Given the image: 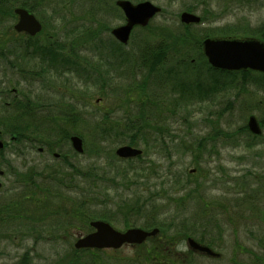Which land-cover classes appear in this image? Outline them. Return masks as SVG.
<instances>
[{
	"label": "rangeland",
	"instance_id": "374dc122",
	"mask_svg": "<svg viewBox=\"0 0 264 264\" xmlns=\"http://www.w3.org/2000/svg\"><path fill=\"white\" fill-rule=\"evenodd\" d=\"M147 1L161 11L147 26L131 31L123 48L128 59L115 68L113 62L109 65L100 60L95 48L111 36L110 29L124 21L115 0L42 1L38 13L41 20L49 19L52 8L58 10L55 24L76 31L69 38L72 50L84 45L82 55L94 70H89L92 79L88 80H79L72 73L65 76L70 92L66 100L73 105L76 118L70 116V121L54 125L52 136L39 133L41 138L56 142V151L68 158L57 160L47 152L39 156L35 152L31 164L39 161L34 177L37 188L21 174L26 167L20 156L10 155L7 149L3 152L8 162L0 188V264H19L24 255L28 264H91L92 260L93 264H130L128 260L141 254L131 244L100 249L94 258L73 250L74 241L92 230L89 221L97 219L88 217L97 215H107L109 224L119 231L142 228L148 217L155 216L158 223L154 228L163 230L165 238H172L178 231L190 234L185 238L181 234L175 240V250L183 252L189 264H264V92L254 84H230L209 91L211 76L205 71L203 60L196 58L197 51L189 47L194 58L192 64L186 65L185 75L190 82L202 84L208 96L186 100L181 93L169 91L174 81L165 79L166 83H160V77L139 68L136 57L131 55L133 49L140 51L145 44L154 43L164 29L181 31L182 11L200 17L201 22L190 27L197 35L255 36L249 30L264 23V0ZM14 22L11 17L0 25V49L4 34ZM235 24L245 30L229 29ZM81 26L90 28L80 33ZM171 51L168 55L174 60L178 51ZM173 60L169 66L182 74L180 70L184 68L171 66ZM18 68L19 64H2L0 86L28 89L39 94L40 101L50 103L48 95H53L55 89L51 78L41 79L38 85L35 81L23 82ZM139 82L145 86L139 89ZM144 102L149 125L166 129L158 135H147L143 129L136 145L142 151L140 159H114L115 149L127 142L129 132L125 125L135 118L137 106ZM152 103L159 104L160 110ZM251 115L260 128L256 138L243 130ZM98 125L112 127L108 140L102 144ZM10 127L0 125L2 130ZM40 129L48 130L42 126ZM59 131L68 136L75 132L81 138L83 152H75L68 139H62L61 132L58 135ZM97 145L100 151L95 154ZM112 165L119 171L117 178ZM55 171L63 175L62 182L53 180L50 174ZM82 199L85 204L80 207ZM72 202L75 204L71 208ZM188 237L208 246L217 256L191 250L186 243Z\"/></svg>",
	"mask_w": 264,
	"mask_h": 264
},
{
	"label": "flooded vegetation",
	"instance_id": "af4514ba",
	"mask_svg": "<svg viewBox=\"0 0 264 264\" xmlns=\"http://www.w3.org/2000/svg\"><path fill=\"white\" fill-rule=\"evenodd\" d=\"M39 9V6L35 12L25 9L41 25V29L34 34H30L25 30H14V24L18 20L17 15L14 13L15 22L9 32L4 34L5 41L3 42V48L0 49V67L2 64L5 66H8L9 63L15 66L19 64L18 74L23 82L35 81L38 85L41 79L51 78V86L55 88L52 90L53 95L51 96H56L57 99L55 98L56 100H54L50 96V92L48 96L51 101L45 104V102L40 101L41 96L39 94L36 95L28 89H6L0 86V125H11L8 130L0 129L1 185V180L6 175L5 169L8 162L6 160L7 157L3 154L6 149L10 155H19V158L23 160V166L26 168L24 173L21 174L25 176L28 183L32 182L34 188H37L38 185L35 183L34 177L38 174L37 166L39 165V161L31 164V156L35 152L38 156L47 152L54 159L67 160V154L56 151V142L41 138L39 132L47 134L48 130L44 131V129L41 130L40 128L42 126L49 129L54 127V125L59 126L66 121H70L73 105L66 100V97H70V92L68 93L69 90L65 84V76L72 73L79 80H85L88 75L92 77L89 70H94L86 61L87 57L82 55L85 51L84 45H79L72 50L71 40L69 39L70 30L67 26L55 24L56 17L60 15L58 10L55 9L56 11H54V8H52L49 19L44 21L41 20V16L38 14ZM63 27L67 29H63ZM45 28H47V32ZM11 37L14 40H11ZM9 39L16 41V43L12 44ZM113 66L114 68L119 67V64L114 60ZM55 80H58L60 84H56ZM98 101L99 99L96 100V102ZM60 132L61 135H59ZM65 133L59 131L58 135L63 139ZM71 136H68V141L72 147ZM5 137H7L6 140H4ZM30 174L32 175L31 179L29 177Z\"/></svg>",
	"mask_w": 264,
	"mask_h": 264
},
{
	"label": "trees",
	"instance_id": "16d2710c",
	"mask_svg": "<svg viewBox=\"0 0 264 264\" xmlns=\"http://www.w3.org/2000/svg\"><path fill=\"white\" fill-rule=\"evenodd\" d=\"M42 1L43 0H0V25L3 24V22L9 20L11 17L15 18V15L13 12V9L15 7H22V8L30 10L31 12H35L37 10V7L38 6L40 7ZM54 11L56 10L54 9ZM239 25L240 24H235L234 26H231V27L228 26V27L232 31L245 30L244 29L245 27L239 28ZM104 26H105V31H108L109 28H107L106 25ZM191 26H192L191 24H188V25L183 24L182 30L179 32H174V33L171 30L162 29L163 31L159 33L158 35L159 37L157 38L156 41H154V43L152 42L151 45L145 44L140 51H139V48L136 50L133 49L131 51V55L136 57L138 67L142 69H146L147 74L155 73L156 78L157 76L160 77L161 79L160 83L162 82L166 83V81H164L166 79V80L174 81L173 84L180 85L181 88L180 86H178L179 88H177L173 84L170 85L169 91H174L176 92V94L181 93L186 100L199 99L202 97H206L208 96V95H205L207 93V90H204L202 84H200L197 81L193 83L190 82L185 75V73H187V70H188L187 69L188 66L186 65L192 64V60L194 58V55L190 54V52L188 51L189 47H192L198 53L196 58L203 60L202 63L204 65V69L211 76V80L213 84L209 91H216L218 90V86H224V85L228 86L230 84L235 85V86L236 84H241L242 86L254 84L256 85V87L260 88L264 92V74L262 73L254 72L250 70L228 72L225 70L214 69L211 66H209L201 53V46H200L201 40L204 37L209 36V35L207 34L203 36L197 35L196 32L190 30ZM87 28H90V27L81 26L80 33L86 32L88 30ZM251 30L256 33L255 34L256 37L264 41V23L260 24L256 28L250 29L249 31L252 32ZM75 32L76 31H71L70 35H72ZM89 32L90 31H88V34ZM225 35H235V34L228 33ZM129 38H131V34ZM95 48L97 50V53H100V56H101L100 58L109 65H111V63L114 60L118 64H120L119 62H126V60L128 59V57L125 55L126 52L123 50L124 45L116 41L112 36H109V38L105 42L100 41L99 45L97 46L95 45ZM171 50H173L174 52L178 51V56L174 58V60L172 59V55H168L169 52H172ZM111 57L113 58V60L109 61L108 59H110ZM171 60H173L171 66L174 64V65H180L184 68V70L182 69L180 70L182 74H179L176 70H174L173 66L172 67L169 66ZM161 70H163V72L160 75H158ZM185 78L188 81H186ZM88 79H92V77L88 75L87 80ZM219 79H221V82H219ZM136 86L140 89V88H143L145 84L144 82H139V84L137 83ZM144 104L145 102L137 106L138 113L135 114L136 115L135 118L133 120L129 119L127 124L125 125L126 129L129 132L126 144L134 146V147H136L138 140L142 139L140 135L142 134L143 129H144V132L147 131V135H150V133L158 135V133H161L162 131L166 129L160 126L158 127V126L149 125L148 119L146 120L145 115H144L145 114ZM152 104L156 107V109L160 110L159 104L158 105L156 103H152ZM71 116L73 118H76L74 117L72 112H71ZM259 123L262 124L263 121L261 120ZM96 127L98 128V131L100 133L98 138H100V142L102 144V142L108 140L109 138L108 133L109 131L110 132L112 131L110 130V128L112 127H108L105 125H98ZM243 130L246 131L248 129L246 126H243ZM54 133H55L54 128L48 129L47 135L52 136ZM71 134H75V132H72ZM249 136L252 138L257 137L256 135H251V134H249ZM63 137L65 139H68V133H65ZM248 144L251 145L250 142H248ZM99 151H100V146L98 145L97 147L95 146L94 153L97 154ZM112 157L120 161L124 160V159H119L115 155H112ZM141 157L142 155H139L134 158L140 159ZM112 169L116 171V174L114 175V177L117 178L119 176V173H118L119 171H117L115 167H113V165H112ZM50 175H53V178H54L53 180L59 183L62 182L63 175L60 174L59 171H55L54 174H50ZM66 176L67 175H65L64 177ZM113 181L116 182V179H113ZM69 183H71V180H69ZM57 195H60V194L58 193ZM66 199L71 201V199L69 198H66ZM74 204L75 202H72L71 208L74 206ZM84 204L85 202L82 199L79 203V206L82 207ZM124 206L127 211V205H124ZM64 210L66 213L67 210L65 208ZM120 210L121 209L119 208V211ZM126 213L127 212H125L124 214ZM88 216L90 215L88 214ZM109 216L114 217L111 214ZM88 218L89 220H91L92 218L94 219L97 218L100 220H104L108 223L110 221L107 215L106 216L97 215V216L88 217ZM145 223L147 225L145 226L144 224L142 228L146 230H150L157 225L158 220H156L155 216H150L145 220ZM160 231L161 233L159 234ZM181 234H184V238L185 236L190 235V234L185 235V233L178 231L175 234V236H173L172 238H165L163 236L164 231L159 230L158 234H156L153 237H148L146 239V240L151 241L149 244H147L145 241L144 243H141L139 245H134V247L137 250H139L141 254H139L136 258H133L132 260H128L129 263L130 264H189L187 257L183 254V252L175 250V240ZM184 238L182 237L178 239V241L182 242ZM197 240L200 242L204 241L202 238H198ZM178 241L176 242L179 243ZM73 250L78 251L79 253H84L85 255L86 254L90 255L93 258L95 257L96 252L102 251L100 249H77V250L73 249ZM189 253H192V251L189 250ZM90 263L93 264V260ZM19 264H28L26 255H24L23 258H21Z\"/></svg>",
	"mask_w": 264,
	"mask_h": 264
},
{
	"label": "water",
	"instance_id": "95a60500",
	"mask_svg": "<svg viewBox=\"0 0 264 264\" xmlns=\"http://www.w3.org/2000/svg\"><path fill=\"white\" fill-rule=\"evenodd\" d=\"M115 5L122 11L124 23L112 28L110 33L122 44H127L134 27L146 26L161 10L159 6L147 0L137 3L116 0ZM14 13L18 17L14 30H25L34 34L41 29L40 23L24 8L16 7ZM179 21L183 24H197L200 22V17L192 12L182 11L179 14ZM200 44L202 55L208 65L214 69L228 72L250 70L264 74V41L258 38L231 35L205 37ZM246 125L250 133L260 134L259 124L254 116L248 117ZM70 141L75 151L82 152V142L78 136H71ZM140 154L141 149L129 145H121L115 149V155L119 158H132ZM88 224L92 231L74 241L75 249H118L124 244H141L158 232L157 228L144 230L134 227L119 231L102 220H91ZM186 243L194 251L211 257L217 255L208 246L199 244L190 237L186 239Z\"/></svg>",
	"mask_w": 264,
	"mask_h": 264
}]
</instances>
